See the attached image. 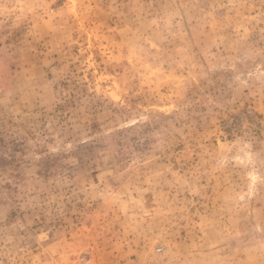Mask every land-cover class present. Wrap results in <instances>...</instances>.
<instances>
[{
    "label": "rangeland",
    "instance_id": "obj_1",
    "mask_svg": "<svg viewBox=\"0 0 264 264\" xmlns=\"http://www.w3.org/2000/svg\"><path fill=\"white\" fill-rule=\"evenodd\" d=\"M0 264H264V0H0Z\"/></svg>",
    "mask_w": 264,
    "mask_h": 264
}]
</instances>
